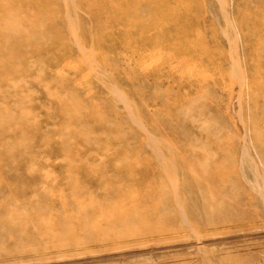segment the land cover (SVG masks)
<instances>
[{
  "label": "rangeland",
  "instance_id": "obj_1",
  "mask_svg": "<svg viewBox=\"0 0 264 264\" xmlns=\"http://www.w3.org/2000/svg\"><path fill=\"white\" fill-rule=\"evenodd\" d=\"M0 264H264V0H0Z\"/></svg>",
  "mask_w": 264,
  "mask_h": 264
}]
</instances>
